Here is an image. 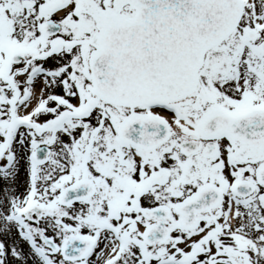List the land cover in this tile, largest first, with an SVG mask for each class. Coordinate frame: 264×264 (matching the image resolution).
Listing matches in <instances>:
<instances>
[{
    "label": "snow or ice",
    "instance_id": "6c2138e0",
    "mask_svg": "<svg viewBox=\"0 0 264 264\" xmlns=\"http://www.w3.org/2000/svg\"><path fill=\"white\" fill-rule=\"evenodd\" d=\"M0 264H264V0H0Z\"/></svg>",
    "mask_w": 264,
    "mask_h": 264
}]
</instances>
